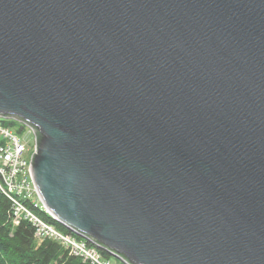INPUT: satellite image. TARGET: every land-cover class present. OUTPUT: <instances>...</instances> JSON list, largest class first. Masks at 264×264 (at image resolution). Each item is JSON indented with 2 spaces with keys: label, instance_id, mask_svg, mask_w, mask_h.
Instances as JSON below:
<instances>
[{
  "label": "water",
  "instance_id": "water-1",
  "mask_svg": "<svg viewBox=\"0 0 264 264\" xmlns=\"http://www.w3.org/2000/svg\"><path fill=\"white\" fill-rule=\"evenodd\" d=\"M0 116L124 264H264V0H0Z\"/></svg>",
  "mask_w": 264,
  "mask_h": 264
},
{
  "label": "built area",
  "instance_id": "built-area-1",
  "mask_svg": "<svg viewBox=\"0 0 264 264\" xmlns=\"http://www.w3.org/2000/svg\"><path fill=\"white\" fill-rule=\"evenodd\" d=\"M14 122L23 126L22 128L27 127L32 132L29 126L16 119L0 116V192L10 200L13 224L27 220L34 227L36 238L54 239L70 254L92 264H114L99 251L97 246L88 245L84 240L77 239L72 231L62 232L40 216L41 211L48 216L49 214L32 181L29 170L31 155L28 157L25 142L14 134Z\"/></svg>",
  "mask_w": 264,
  "mask_h": 264
},
{
  "label": "trees",
  "instance_id": "trees-1",
  "mask_svg": "<svg viewBox=\"0 0 264 264\" xmlns=\"http://www.w3.org/2000/svg\"><path fill=\"white\" fill-rule=\"evenodd\" d=\"M9 124V123H7ZM23 126H20L22 129ZM40 216L54 224L62 232H70L63 224L39 212ZM88 245L89 240L76 235ZM106 257L111 255L98 248ZM0 264H92L81 257L70 254L62 244L51 238L37 240L34 227L27 220L14 225L12 222L11 204L8 197L0 192Z\"/></svg>",
  "mask_w": 264,
  "mask_h": 264
},
{
  "label": "rangeland",
  "instance_id": "rangeland-1",
  "mask_svg": "<svg viewBox=\"0 0 264 264\" xmlns=\"http://www.w3.org/2000/svg\"><path fill=\"white\" fill-rule=\"evenodd\" d=\"M20 126L21 125H19L18 123H15V128H13V131L15 135H17L21 140H23V142H25L26 147L28 149V157H30L34 147V135L27 127L20 129ZM37 240L40 239L37 238ZM108 258H110L111 263L124 264L121 260L116 257L110 256Z\"/></svg>",
  "mask_w": 264,
  "mask_h": 264
}]
</instances>
